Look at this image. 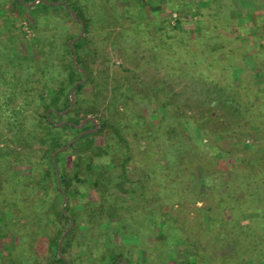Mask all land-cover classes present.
<instances>
[{
	"label": "rangeland",
	"instance_id": "1",
	"mask_svg": "<svg viewBox=\"0 0 264 264\" xmlns=\"http://www.w3.org/2000/svg\"><path fill=\"white\" fill-rule=\"evenodd\" d=\"M60 2L32 0L20 10L13 0H0V91L8 88L5 79L12 72L26 76L33 65L36 72L52 68L65 44L87 39L85 63L100 86L89 84L84 92L96 100L99 119L110 114L116 121L130 154V190L118 194L130 205L124 215L134 217L138 233L124 243L116 217L99 226L111 229L113 244L127 245L121 248L129 259L115 264H264V173L249 177L245 160H231L264 148V115L259 116L264 106L245 114V85L264 95V0H67L51 7ZM72 3L86 27L69 8ZM69 14L78 21H70ZM68 35L77 36L64 43ZM16 54L34 62L15 64ZM71 57L77 66L73 52ZM3 105L0 98V109ZM182 115L202 129H194L196 138L182 131ZM107 134L87 141L102 144ZM14 169L28 172L27 166ZM140 183L149 202L161 207L157 215L167 221L164 227L152 224L150 210L141 207ZM95 198V190L88 189L69 205L79 210ZM71 227L84 235L72 222L58 240V252ZM48 235L18 244L11 231L0 233V264H17L16 257L27 256L28 249L29 264H59L52 261ZM78 250L75 244L70 252Z\"/></svg>",
	"mask_w": 264,
	"mask_h": 264
},
{
	"label": "trees",
	"instance_id": "2",
	"mask_svg": "<svg viewBox=\"0 0 264 264\" xmlns=\"http://www.w3.org/2000/svg\"><path fill=\"white\" fill-rule=\"evenodd\" d=\"M30 1L32 0H13L20 10L28 9L25 3ZM46 1H63L58 5L51 3L53 8L62 7L67 3V0ZM45 6L48 7V4ZM69 8L86 27L85 19L73 3ZM69 18L70 21H78L71 14ZM76 36H65L64 43ZM86 43L85 37H77L69 46L65 44L64 53L58 56L59 60L52 68L40 67L39 70L38 67L36 72L33 65V68L29 67L33 70L29 75L12 72L8 79H5L8 88L0 91V98L4 100V107L0 109V143L3 144L0 147V233L11 231L18 244L20 241L48 233V246L53 251L52 261L59 264H115L129 259L121 247L127 246L124 243H129L131 233L136 235L138 233L134 217L124 215L131 210L130 205L125 197L119 198L118 194L130 190L126 166L130 154L125 140L118 131L116 121L110 114L109 117H103L104 114L99 119L94 108L96 100L84 92L89 84L93 88L100 86L94 83L96 76L89 73L85 63ZM72 52L75 54L77 66L72 62ZM12 59L15 60L13 61L15 64L16 62L19 64L20 60L27 61L30 65L34 62L26 55L20 57L16 54ZM199 65H205L208 67L204 66L206 69L210 67L204 63ZM198 68L204 71L203 68ZM30 76L31 80L28 79ZM36 76L38 86H33ZM250 88L245 85L246 115H249L256 105L264 106V95ZM72 97L74 100L69 108ZM260 113L261 118L264 115V107ZM88 114H93V117L79 127ZM182 116L180 119L182 131L191 138H196L194 129L197 128L200 133L202 129L196 126L195 120ZM94 120L98 122L96 130L93 129L96 127ZM89 128L93 129L92 132L80 135L65 151H59L60 147ZM105 130L108 134L105 135L102 144L87 141L94 134H104ZM9 143L13 147H9ZM122 143L127 147L125 152L119 148ZM69 152L68 157L65 154ZM236 158L233 157L231 160L234 162L239 159L245 160V166L252 174L249 177L264 173V148L245 155V158L239 156ZM16 166H27L28 172H17L14 169ZM201 171L204 181L206 168L202 167ZM140 184L136 196L141 198V207L150 210L152 224L164 227L167 221L158 220V217L161 218L159 216L161 207L149 202V193H146L145 185ZM88 189H94L97 198L84 203L79 210L69 205V199L87 194ZM62 200H66L63 207ZM113 217L118 219L123 233L128 235L123 238L126 241L119 245L113 244V232L110 228L99 227L103 221ZM22 219L25 222L21 224ZM72 222L82 227L84 235L77 236L76 230L71 227L62 238L58 252V240ZM21 225L23 227L19 228ZM75 244L79 246V250L71 253L70 249ZM24 252L27 256L16 257L17 264H29L33 259L32 249ZM180 264L185 263L181 261Z\"/></svg>",
	"mask_w": 264,
	"mask_h": 264
},
{
	"label": "water",
	"instance_id": "3",
	"mask_svg": "<svg viewBox=\"0 0 264 264\" xmlns=\"http://www.w3.org/2000/svg\"><path fill=\"white\" fill-rule=\"evenodd\" d=\"M74 88H75V86L73 87L71 94H73ZM72 102H73V98L71 99V104H72ZM87 119H88V118H85V119L83 120L82 123H84ZM82 123H81V124H82ZM76 139H77V137L74 138V139H72L70 142L67 143V145H66L65 147H62V148H60L59 150H64V149H66V148H67V147H68L73 141H75ZM54 155H55V154H54Z\"/></svg>",
	"mask_w": 264,
	"mask_h": 264
}]
</instances>
